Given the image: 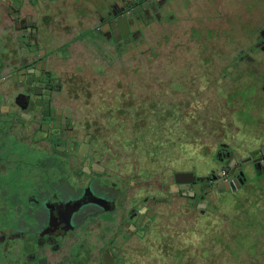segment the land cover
Segmentation results:
<instances>
[{
	"label": "flooded vegetation",
	"instance_id": "obj_1",
	"mask_svg": "<svg viewBox=\"0 0 264 264\" xmlns=\"http://www.w3.org/2000/svg\"><path fill=\"white\" fill-rule=\"evenodd\" d=\"M4 1L0 4V143L11 141L15 147L26 143L31 159L6 150L5 194L12 203L4 205L2 218L0 213V264H127L139 242L151 239L161 204L170 202L171 195L179 211L188 204L204 212L210 193L239 194L244 188L264 187V126L263 142L245 156L236 154L229 143H218L205 172L197 164L187 167L180 153L178 163L155 171L149 163V147L146 153L139 151L145 138H139L138 131L155 119L161 127L169 123L165 125L169 132L178 130L169 134V144H185L186 113L201 110L200 89L192 95L194 105L186 94L171 96L165 112L135 106L108 112L89 104L79 112L70 64L80 60L79 54L59 46V37L64 35L69 44L74 29L83 40L99 35L105 42L99 48L104 51L106 43L111 44L117 58L124 42L136 41L140 30L133 29L135 22L151 21L152 15L160 18L161 7L171 0H95L81 21L68 8L72 0ZM219 2L218 8H228L224 15L233 29L244 35L228 65L242 71L248 81L243 80L244 89L234 92L248 98L262 95L264 57L256 56H264V0ZM91 13L97 25L91 24ZM236 75L240 79L241 74L226 73L228 78ZM206 76L210 83L219 77ZM199 77L203 79V74ZM112 113L121 118L102 121L111 119ZM130 127L132 134L114 143L98 132ZM183 172L194 173L196 180H178L177 174Z\"/></svg>",
	"mask_w": 264,
	"mask_h": 264
},
{
	"label": "rangeland",
	"instance_id": "obj_2",
	"mask_svg": "<svg viewBox=\"0 0 264 264\" xmlns=\"http://www.w3.org/2000/svg\"><path fill=\"white\" fill-rule=\"evenodd\" d=\"M217 1L171 0L161 7L160 18L152 15L151 21L135 22L133 29L140 30L139 35L133 43L122 44L121 56L114 58V46L109 43L103 51L99 40L91 36L77 43L81 45L80 60L70 61L74 65L73 89L79 112H83L85 104L108 112L134 106L141 111L156 107L165 112L171 96L183 98L186 94V100L194 105L192 95L200 89L201 110L186 113L189 134L185 144H169V134L178 130L169 132L165 127L169 123L163 122L161 127L156 119L138 131L139 138H145L138 145L139 151L146 153L149 147L148 159L155 171H164L168 163H178L180 153L187 167L197 164L205 172L211 168L207 165L218 143H229L236 154L245 156L263 142L260 129L264 126V91L251 98L234 92L244 89L243 80L248 81L242 71L228 65L239 52L237 45L244 41V35L233 29L230 18L224 15L228 8H218ZM93 2L88 4L92 6ZM223 5L226 6L221 2ZM232 34L236 36L233 39ZM100 41L103 47L105 42L102 38ZM227 71L241 74L240 79L239 75L228 78ZM199 73L203 74L201 80ZM207 74L219 77L210 83L204 79ZM249 100L250 116L242 112ZM115 117L117 121L121 118ZM115 117L112 113L111 119L102 121L114 122ZM98 132L109 138L108 143H114V139L125 141L132 129ZM5 143L0 145V151L5 148L12 155L19 153L31 159L26 143L17 148L11 141ZM177 204L172 195L170 202L161 204L151 239L139 242L127 264H264V187L244 188L239 194L210 193L204 212L194 211L188 204L179 211Z\"/></svg>",
	"mask_w": 264,
	"mask_h": 264
},
{
	"label": "crops",
	"instance_id": "obj_3",
	"mask_svg": "<svg viewBox=\"0 0 264 264\" xmlns=\"http://www.w3.org/2000/svg\"><path fill=\"white\" fill-rule=\"evenodd\" d=\"M4 2H5L4 0H0L1 5H3ZM88 3H90V0H72L70 3L71 7H68V8H70V10L73 11V15L81 21L80 18L84 17L86 15L85 13L89 12L90 8L92 7ZM0 13H1V11H0ZM93 15L94 14L91 13V21H92L91 24L97 25V20L94 18ZM76 18H75V20H76ZM72 32H73V33H71L72 36L68 37V39H70L69 44H68V41L67 42L64 41L67 38H65V37H63V35H61L59 37L60 41L58 40V45L63 46L64 49H67V50L74 49L77 53H78V50L81 52V50H80L81 45L77 44V43H80V42L83 43V42H85V40H83L84 38L79 39V37L76 36L77 35V29H74ZM94 38L99 40L97 43L99 46H101L102 41H100L99 35H95ZM62 41H64V42H62ZM82 48H83L82 50H84L85 45H83ZM0 145H3V144L0 143ZM2 149L3 150L0 151V157H1L0 158V208H1L0 213H1V218L3 217V213H4L3 211L5 210V208H3L4 205L12 203L10 196L5 194V189H6L5 187L7 185V180L9 178V174H8L9 169H8V166L6 163V158H8L7 157L8 152L5 150V148H2ZM13 202L15 203V202H17V200H14Z\"/></svg>",
	"mask_w": 264,
	"mask_h": 264
},
{
	"label": "water",
	"instance_id": "obj_4",
	"mask_svg": "<svg viewBox=\"0 0 264 264\" xmlns=\"http://www.w3.org/2000/svg\"><path fill=\"white\" fill-rule=\"evenodd\" d=\"M236 160H239V158L237 157ZM183 177H187V178H183ZM181 178H182V180H186L188 182H193L196 180V177H195L194 173H192V172H183V173L177 174V179L181 180Z\"/></svg>",
	"mask_w": 264,
	"mask_h": 264
},
{
	"label": "trees",
	"instance_id": "obj_5",
	"mask_svg": "<svg viewBox=\"0 0 264 264\" xmlns=\"http://www.w3.org/2000/svg\"><path fill=\"white\" fill-rule=\"evenodd\" d=\"M249 105H250V104H249ZM249 105L245 106V109H244V110H246L245 113H246L247 115L250 116V114H251V112H250V110H251L250 106H251V105H250V106H249ZM252 107H253V106H252ZM244 110H242V112H244Z\"/></svg>",
	"mask_w": 264,
	"mask_h": 264
}]
</instances>
